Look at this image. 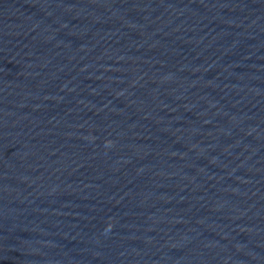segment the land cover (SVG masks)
<instances>
[{"label": "water", "instance_id": "1", "mask_svg": "<svg viewBox=\"0 0 264 264\" xmlns=\"http://www.w3.org/2000/svg\"><path fill=\"white\" fill-rule=\"evenodd\" d=\"M0 264H264V0H0Z\"/></svg>", "mask_w": 264, "mask_h": 264}]
</instances>
